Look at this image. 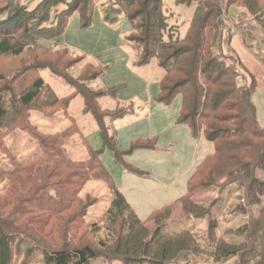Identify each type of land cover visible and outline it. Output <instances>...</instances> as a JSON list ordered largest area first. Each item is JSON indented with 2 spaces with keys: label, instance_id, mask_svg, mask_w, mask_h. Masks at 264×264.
Returning <instances> with one entry per match:
<instances>
[{
  "label": "trees",
  "instance_id": "1",
  "mask_svg": "<svg viewBox=\"0 0 264 264\" xmlns=\"http://www.w3.org/2000/svg\"><path fill=\"white\" fill-rule=\"evenodd\" d=\"M12 1L0 8V16L9 12ZM73 1L41 0L30 9L23 0H17L12 17L0 22V155L11 164L0 167V184L5 181L4 192L0 193V264H93L95 260L103 261L100 255L104 252L118 256L124 264H168L182 252L188 253L186 264H207L211 259L217 263L236 259L234 264H264V207L251 222L227 232L242 237L240 243L215 236L218 219L229 221L232 211L242 209L245 202L260 204L264 198V179L258 176L259 171L264 173V126L258 120L253 101L257 81L232 49L224 50V32L231 9L240 10L244 19H254L264 32V0H177L189 5L196 3L185 31L183 22H171L174 12L166 10L164 0H112L118 6L110 12L102 7L107 24L116 26L124 17L131 23L128 39L140 52L137 65H147L152 58L157 60L163 70L157 98L169 104L180 94L178 122L187 124L196 138L206 133L207 140L214 145L189 177L186 193L146 219L137 214L111 180L99 149L91 148L89 156L81 160L67 152V138L82 134L69 112L73 99L79 95L85 100V111L100 123L105 144L112 149L115 161L127 171L143 177L148 174L128 163L125 155L137 147H152L153 142L138 139L127 150L118 148L105 120L124 118L133 104L103 110L97 99L113 95L116 89L95 91L89 85L101 78L102 66L84 54L58 45L74 12L80 13L82 24L87 26L95 5L106 0ZM61 5L71 7L62 9ZM232 33L230 30L229 35ZM52 40L54 43H49ZM67 55H74L71 61L84 63L78 76L70 72L72 65L63 63L62 58ZM43 69L63 77L74 91L60 95L44 78ZM35 111L47 119L63 114L73 122L63 131L45 132L32 119ZM16 129L35 139L40 151L20 159L17 150L7 142ZM216 178L219 182L215 188L222 194L228 189L229 193L242 190L239 201L221 215L223 196L208 204L194 201L197 190L209 182L215 183ZM93 179L106 181L111 196L103 215L87 223L88 207L81 191ZM237 183L241 189L235 188ZM68 187L74 188L68 191ZM53 191L60 192V204L74 193V232L81 231L85 222L94 245L77 243L74 247L49 248L25 238V206L30 203L38 207V197L45 193L53 199ZM178 204L196 217L208 218L211 227L204 242L190 228L165 230ZM151 220L157 224L153 232L147 227Z\"/></svg>",
  "mask_w": 264,
  "mask_h": 264
},
{
  "label": "rangeland",
  "instance_id": "2",
  "mask_svg": "<svg viewBox=\"0 0 264 264\" xmlns=\"http://www.w3.org/2000/svg\"><path fill=\"white\" fill-rule=\"evenodd\" d=\"M28 1L25 0V4L28 8L33 9L41 0H31L29 3ZM102 3L104 2L95 5L92 21L87 26L82 24L80 13L78 11L74 12V15L67 21L66 28L60 37L61 42L58 45H65L75 52L84 54L88 60L102 66L103 75L101 78L90 82L89 85L95 91L116 89L113 95H104L97 99L103 110L114 109L119 105L127 107L133 104L131 112L124 118L114 121L106 119L105 123L110 127L109 132L115 136L120 150H127L132 142L138 139L153 141L151 143L152 147H137L131 153L125 155L128 163L151 176L146 178L128 173L121 164L115 161L112 149L105 144L100 123L91 113L85 111L86 104L82 95L73 99L69 111L74 117L72 120L76 122L75 124H77L82 134L68 137L66 148L69 155L77 160L86 159L91 148L99 149L100 159L108 169L111 180L122 192V187L126 188V198L134 206L137 214L146 219L152 212L176 200L177 197L187 191L189 175L204 158L205 153L213 151L214 145L207 140L206 133H202L196 138L187 124L178 122L181 107L180 94L169 104L157 98L160 92V79L163 70L159 67L155 58H152L144 66L136 64L140 52L128 39L132 32L131 23L127 17H124L116 26L107 24L102 7L110 12L113 10V6L117 7L118 5L112 0H106L103 5ZM164 4L166 10L174 12L171 22H183L182 27L185 31L195 11L196 3L189 5L178 3L177 0H164ZM69 7L61 5L62 9ZM240 13V10L236 7L231 9L225 27L224 39L230 30L244 27L245 22L248 19L250 20V18L244 19ZM7 14L6 11L4 15ZM49 43L54 42L52 40ZM67 56L62 58L63 63L68 64V66L72 65L69 69L70 72L74 76H78L84 63L71 61L74 55ZM42 74L60 95H67L74 91L71 84L63 77L54 74L50 69H43ZM253 101L256 105L258 120L264 126V90L258 81L253 93ZM32 119L38 125V128L45 132L63 131L71 126V122H73L66 119L63 114L53 119H47L37 111L33 113ZM71 132L73 133V131ZM7 142L17 150L22 160L28 159L40 151L37 141L27 132L19 129L11 134ZM10 166L9 161L0 155V167ZM258 176L264 179L263 172L259 171ZM75 181H79V179H75ZM4 182L0 184V193L4 192ZM214 182L211 185L209 182V185L197 190L194 201L208 204L223 196L220 200L221 204L223 203L221 215L239 201L238 195L242 194V190L236 189L229 193L230 189H228L222 194L219 188H215V184L219 181ZM234 186L241 189L238 183ZM234 186H230V188ZM73 188L68 187L67 190ZM57 192L53 191V194H55L54 197L52 196L53 199L47 193L39 195L38 207H34L30 203L27 207L25 206L27 209V213H25L28 214L27 219H25L28 222L25 238L36 240L37 243L49 248L74 247V244L77 243L94 245L93 239L87 232L85 222H93L97 220V217L103 215L104 210L109 205L110 185L104 180L93 179L84 186L81 196L86 198L88 213L81 231L76 230L75 232L74 203H72L74 193L68 194L66 196L68 198L60 204L58 200L61 196L60 192ZM243 205L242 209L232 211L229 221L217 217L218 220L215 222V236L217 239L240 243L243 240L242 237L227 232L230 229H237L251 222L253 217H256L264 207V198L260 204L252 205L245 202ZM51 206L54 208L51 209ZM186 218L190 219L187 220ZM181 220L186 222L180 223ZM147 227L153 232L156 230L157 224L154 220H151L148 222ZM209 227L211 226L208 218L196 217L194 214L188 213L182 204H178L173 208L165 230L177 232L182 228H190L199 234L202 242H204ZM187 254V252H182L174 261L168 264H186L185 257ZM100 257L103 261L95 260L93 264H103L104 262L105 264H124L118 256L109 255L106 252L102 253ZM235 261L236 259L227 263H217L214 259H211L207 264H234Z\"/></svg>",
  "mask_w": 264,
  "mask_h": 264
},
{
  "label": "crops",
  "instance_id": "3",
  "mask_svg": "<svg viewBox=\"0 0 264 264\" xmlns=\"http://www.w3.org/2000/svg\"><path fill=\"white\" fill-rule=\"evenodd\" d=\"M9 1L10 0H0V8L5 7ZM30 1L31 0H29L28 3ZM227 35H225V39H224V50L227 52L229 49H232L236 53V55L240 58V60L246 67L247 71L252 73L255 76L256 80L261 84L262 89L264 90V33L263 31L260 29V27L254 20L248 19L245 22L244 27H241L237 30L233 29L232 35H229V34ZM208 153L210 152L205 153L204 158L194 167V170L192 171V173L195 171L197 166L205 159ZM127 172L133 175H136L130 171H127ZM191 174L189 175V177L191 176ZM150 176L151 175L147 174L145 177L150 178ZM188 179H187V183H188ZM122 190L126 196L127 195L126 188L122 187Z\"/></svg>",
  "mask_w": 264,
  "mask_h": 264
},
{
  "label": "water",
  "instance_id": "4",
  "mask_svg": "<svg viewBox=\"0 0 264 264\" xmlns=\"http://www.w3.org/2000/svg\"><path fill=\"white\" fill-rule=\"evenodd\" d=\"M16 3H17V0H13L12 1L11 8H10L8 14L4 15V16H0V22L6 21V20H8L9 18L12 17L13 11H14V9L16 7Z\"/></svg>",
  "mask_w": 264,
  "mask_h": 264
}]
</instances>
